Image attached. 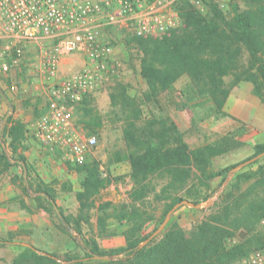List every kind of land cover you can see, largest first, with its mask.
<instances>
[{
	"label": "trees",
	"instance_id": "obj_1",
	"mask_svg": "<svg viewBox=\"0 0 264 264\" xmlns=\"http://www.w3.org/2000/svg\"><path fill=\"white\" fill-rule=\"evenodd\" d=\"M239 1L243 2V7ZM207 5V14L203 15L189 0H182L179 15L183 26L178 30L158 38H126L141 52L140 75L147 85L143 93L146 101H157L158 94L172 89L182 74L189 76L199 93L210 97L217 111H222L230 89L240 81L252 83L253 92L264 101V0H233L230 17L216 4L208 2ZM244 51L247 53L245 62L242 61ZM227 76L230 77L229 81L225 79ZM109 99L111 107H117L123 114L122 136L127 146L125 159L130 164V177L133 180L129 193L131 207L129 210L122 208L116 215L119 221L125 219L131 223L129 232L124 236L125 245L102 250L94 240L81 238L78 242L76 235H81L82 223L89 220L88 213L94 206V198L109 180L99 176L98 162L94 160L77 165L67 161L69 169L83 175L81 190L75 193L78 213L75 217L66 215L60 207L55 213L61 225L66 230L70 229L72 239L81 245L84 256H67L58 260L52 253L24 245L10 264H231L235 259L247 255L254 244L251 238L230 247L226 246V240L241 228L250 229L264 215L259 214L264 212V194L254 189L263 184L252 187L238 197H233L231 193L223 194L213 211L191 230L186 231L174 220H169L162 232L142 247H139L140 242L149 236L141 234L148 216L145 211L135 207V201L142 202L146 187L155 174L166 179L157 195V198L164 200L161 221L167 211L182 199L199 203V191H188L184 195L180 192L189 180L194 179L198 181L196 185L204 187V192L208 191L211 189L210 179L219 176L223 180L239 164L207 170L211 158L243 144L234 138L246 131L242 124L233 134L223 135L213 143L189 147L168 117L159 120L151 118L139 124L142 113L140 105L128 94L125 84L117 83L110 91ZM90 101L91 97L86 96L83 113ZM83 122L88 128L84 119ZM89 131L94 134L93 129ZM22 132L20 122H14L6 129L13 151H16L14 143ZM0 146L2 148L1 143ZM263 153L264 143H258L253 146L251 156ZM0 157L4 158V154ZM22 160L24 156L21 154L15 159L16 163ZM10 165L9 160H3L4 169ZM250 176L252 173L245 175ZM30 190L46 195L35 196L37 206L47 209L42 202L47 199L48 209H54L53 196L46 187L38 185L32 188L29 183L21 188L26 196L31 195ZM18 203L21 208L31 211L23 199H19ZM106 217L108 215L98 217L101 233L106 231ZM256 241H259L258 238ZM263 243L264 240L258 247ZM95 258H99L97 262L92 261Z\"/></svg>",
	"mask_w": 264,
	"mask_h": 264
},
{
	"label": "rangeland",
	"instance_id": "obj_2",
	"mask_svg": "<svg viewBox=\"0 0 264 264\" xmlns=\"http://www.w3.org/2000/svg\"><path fill=\"white\" fill-rule=\"evenodd\" d=\"M232 2L233 0H230L228 8L222 10L228 17L232 15ZM239 4L241 7L244 6L241 1ZM195 7L203 15L207 14L208 5H204L203 8ZM182 26L180 17V24L173 30H178ZM170 33L171 31L152 38ZM113 36L115 40L111 67L112 79L95 91L84 113L78 108L79 113L76 114L87 122L88 128L94 130L97 138L96 146L91 150L86 161L98 162L99 176L109 180L94 198V206L88 213L89 220L82 223L81 235H76V238L78 242L81 238L94 240L102 250L121 247L104 248L101 244L103 240H110L116 236L124 237L131 227V223L125 219L119 221L116 218L122 208L129 210L131 207L132 201L129 193L133 188L130 164L125 159L127 146L122 136L123 114L117 107H111L109 99V93L117 83L125 84L128 94L140 105L142 113L139 124L151 118L159 120L168 117L175 124L176 129L182 133L183 140L189 147L213 143L223 135L233 134L241 124L246 129L244 133L248 132V127L223 109L217 111L210 97L199 93L187 74H182L174 82L172 89L161 91L157 96V101H146L143 93L147 90V85L140 75V50L136 45L126 41V38L132 35L117 31L113 32ZM30 58L32 59V55L28 57ZM246 58L247 53L244 51L242 61L245 62ZM84 65L82 55L71 54L62 58L60 68L61 72L67 75L80 70ZM225 79L229 81L230 77L227 76ZM45 86L38 74L27 67L8 75H0V143L2 144L0 155L4 154V158L0 157V197L10 196L8 200H0V264L11 263L23 249L24 245L21 242L28 243V246L42 252L52 253L58 260L67 256H84L81 245L70 236V229L65 226L67 231L61 225L55 213V207L48 209L47 199L42 200L47 209L36 205L35 196L40 194L44 197L46 195L43 192L32 193L30 190L31 195L26 196L21 191L22 186L29 183L32 188L42 185L48 189L53 196L55 206L62 208L64 214L75 217L78 213L79 204L75 193L81 190L80 182L83 175L69 169L67 161L61 157L59 152L45 148L32 137V124L39 116L41 106L45 101ZM14 122H20L23 125V132L14 143L16 151L11 148L9 144L11 139L6 133V129ZM244 133L239 137L235 135L234 138L241 140ZM240 148L245 150L249 147L238 149ZM252 153L253 151L246 153L241 160L230 163L240 164L243 160L247 161L234 168L223 180L219 176L210 179L211 189L208 191L204 192V187L196 185L197 180H189L180 194L199 191V203L205 204V207L198 209L181 205L171 213L169 220H174L188 231L213 211L215 203H219L221 196L225 193L238 197L252 187L263 184L254 189L264 194V153L254 157L251 156ZM19 154L24 156V160L16 163L15 159ZM230 154L231 152H227L211 158L207 170L214 171L230 165L228 164L231 159ZM4 159L11 163L6 169L2 167ZM69 171L71 174L67 175L66 172ZM251 173L252 176L245 177ZM152 177L146 187L142 202L135 201V207L145 211V215L148 216L141 228L143 236L150 235L163 221H161V214L164 200L157 198V195L166 183V179L159 177L158 174ZM19 199H23L30 206L31 211L21 208L18 203ZM259 214L263 215L264 212ZM106 215H108L105 218L106 231L101 233L98 217ZM263 216H260L250 229L241 228L235 231L234 236L227 238L226 246L230 247L245 238H251L254 244L247 255L258 249V244L264 240V233L260 226V219ZM240 230L246 232L243 239L238 237ZM257 238L259 241H256ZM245 256L235 259L231 264ZM98 259L95 258L92 261L97 262Z\"/></svg>",
	"mask_w": 264,
	"mask_h": 264
},
{
	"label": "built area",
	"instance_id": "obj_3",
	"mask_svg": "<svg viewBox=\"0 0 264 264\" xmlns=\"http://www.w3.org/2000/svg\"><path fill=\"white\" fill-rule=\"evenodd\" d=\"M221 10L230 0H189ZM182 0H0V75L27 67L45 83L46 108L32 124L33 139L72 164L86 161L97 138L83 122L86 96L112 79L113 32L157 37L180 24ZM85 65L61 72L62 58ZM32 55V59H28ZM264 233V216L260 219ZM234 264H264V243Z\"/></svg>",
	"mask_w": 264,
	"mask_h": 264
},
{
	"label": "crops",
	"instance_id": "obj_4",
	"mask_svg": "<svg viewBox=\"0 0 264 264\" xmlns=\"http://www.w3.org/2000/svg\"><path fill=\"white\" fill-rule=\"evenodd\" d=\"M45 108L46 98L44 104L41 106L40 114L45 110ZM223 111L243 123L244 126L248 127V132L244 133L241 137L243 144L240 147L247 146L249 148L244 150L241 148L238 149V147L228 151L231 152L229 155L231 159H229L228 162V164H230L244 158L246 153L252 152L255 144L264 143V101H261L253 92L252 83L248 81H240L230 90L224 103ZM226 153L227 152L223 154ZM66 173L67 175H70L71 171ZM9 198L10 196L6 195L5 197H0V200H8ZM124 244V237L116 236L110 240H103L101 245L104 248H111L122 246Z\"/></svg>",
	"mask_w": 264,
	"mask_h": 264
},
{
	"label": "water",
	"instance_id": "obj_5",
	"mask_svg": "<svg viewBox=\"0 0 264 264\" xmlns=\"http://www.w3.org/2000/svg\"><path fill=\"white\" fill-rule=\"evenodd\" d=\"M247 161H244V162H242V163H240V164H238L237 166H240V165H242V164H244V163H246ZM23 164V163H22ZM236 166V167H237ZM235 167V168H236ZM23 168H24V164H23ZM26 179V178H25ZM42 194V193H41ZM181 205H187V206H190V207H194V208H198V209H202V208H204L205 207V204H202V203H195V202H193V201H191V200H188V199H182V200H180V201H178V202H176L168 211H167V213L165 214V217H164V219H163V221L161 222V224L145 239V240H143L140 244H139V247H142V246H144L149 240H151L153 237H155L157 234H159L163 229H164V227L166 226V224L168 223V221H169V218H170V215H171V213L175 210V209H177L179 206H181ZM54 207H55V210H56V212H58V209H57V207L54 205ZM245 235H246V232L244 231V230H240L239 232H238V237L239 238H241V239H243L244 237H245ZM21 244L22 245H29L28 243H25V242H21Z\"/></svg>",
	"mask_w": 264,
	"mask_h": 264
}]
</instances>
